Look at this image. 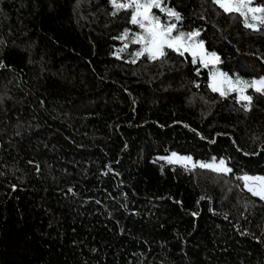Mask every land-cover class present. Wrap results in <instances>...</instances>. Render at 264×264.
I'll return each instance as SVG.
<instances>
[{
	"label": "trees",
	"instance_id": "16d2710c",
	"mask_svg": "<svg viewBox=\"0 0 264 264\" xmlns=\"http://www.w3.org/2000/svg\"><path fill=\"white\" fill-rule=\"evenodd\" d=\"M167 3L221 70L264 76V28L212 0ZM112 10L0 0V264H264V200L238 179L264 176V95L248 89L245 111L187 53L117 58L129 12Z\"/></svg>",
	"mask_w": 264,
	"mask_h": 264
},
{
	"label": "snow or ice",
	"instance_id": "6c2138e0",
	"mask_svg": "<svg viewBox=\"0 0 264 264\" xmlns=\"http://www.w3.org/2000/svg\"><path fill=\"white\" fill-rule=\"evenodd\" d=\"M112 7L111 15L116 16L121 11L129 12V22L138 26L139 32H130L125 29L117 38L124 42L119 52L126 51L130 45H138V49L130 53L131 63H136L141 57H147L150 61L162 60L167 51L172 50L184 56L188 53L193 64L199 63L203 68H210V83L208 87L212 92L219 93L222 98H227L231 93H236V103L241 104L245 111L252 108L253 96L248 95V89L264 95V77L245 80L239 76H229L217 68L222 63L216 52L208 51L204 41L198 39L199 31L183 32L178 29V23L182 20L181 14L174 7L168 5L167 0H109ZM223 13L242 20L245 28L260 31L264 28V4L259 0H212ZM153 9L166 16L162 21L161 16L156 15ZM176 33L175 35L173 33ZM119 52L117 58H119ZM211 66V67H210ZM199 87V85H197ZM169 164H181L193 168L200 167L212 172L227 175L232 172L225 159L211 163H193L191 157L179 156L173 152L170 157H162ZM238 179L243 181V186L253 196L264 200V176L243 175Z\"/></svg>",
	"mask_w": 264,
	"mask_h": 264
},
{
	"label": "rangeland",
	"instance_id": "374dc122",
	"mask_svg": "<svg viewBox=\"0 0 264 264\" xmlns=\"http://www.w3.org/2000/svg\"><path fill=\"white\" fill-rule=\"evenodd\" d=\"M155 9H153V11H154ZM162 14V15H161ZM156 15H159V16H161V19H162V21H165L167 18H166V16L163 14V13H160V14H156ZM129 19H130V17H129ZM178 23V29H179V22H177ZM129 27H126L125 29H129L130 30V32H139L140 31V29L138 28V26H135V25H132L130 22H129ZM180 31H183V32H185V33H187V32H191V31H198V30H191V31H185V30H183V29H179ZM123 33V32H122ZM174 35L176 34L175 32L173 33ZM198 39H200V38H198ZM123 44H124V42L122 41V44H121V46H120V48H122L123 47ZM138 45H130L129 46V48L126 50V51H124V52H119V50L118 51H116V55H117V53L119 52V57H124L126 60H132V56L130 55V53H132V52H134L135 50H137L138 49ZM119 48V49H120ZM188 54V53H187ZM211 67V66H210ZM217 68L220 70V71H222V72H224L223 70H221L220 68H219V64L217 65ZM207 70H208V74H209V83H210V68H206ZM226 73V72H225ZM229 76H232L233 78H235V76L234 75H230L229 74ZM262 77H264V76H262ZM241 78V77H240ZM258 78H260V77H257L256 79H258ZM242 79H244V78H242ZM254 79V78H253ZM245 80H249V79H245ZM250 80H252V79H250ZM208 83V84H209ZM248 94V93H247ZM172 154V153H171ZM171 154L168 156V157H170L171 156ZM179 156H187V155H180V154H178ZM187 157H191V156H187ZM191 159H192V162L193 163H196V164H199V163H211L213 160H209V161H207V162H200V161H198V162H194V160H193V158L191 157ZM166 162H167V160L166 159H164ZM217 162L219 161V160H216ZM176 165H180V166H183V165H181V164H176ZM183 167H185V166H183ZM187 167H192L191 166V164H189ZM247 175V174H246ZM249 176H261V175H249Z\"/></svg>",
	"mask_w": 264,
	"mask_h": 264
}]
</instances>
